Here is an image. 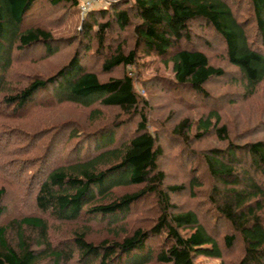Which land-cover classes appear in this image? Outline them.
Masks as SVG:
<instances>
[{"label": "trees", "instance_id": "1", "mask_svg": "<svg viewBox=\"0 0 264 264\" xmlns=\"http://www.w3.org/2000/svg\"><path fill=\"white\" fill-rule=\"evenodd\" d=\"M46 1L80 12L78 0ZM241 1L245 0H120L106 8L90 9L81 18L77 39L68 38L69 44L77 43L64 65L2 96L7 113L0 110V119L26 118L39 107L59 103L89 109L91 115L99 112L94 108L97 105L116 108L128 120H138L130 134L122 128L125 119L113 122L112 127L97 126L87 136L70 127L50 132L76 137L70 149L72 159L55 155L61 142L55 141L52 149L39 145V140L33 142L49 133L26 132L22 140L27 152L34 147L37 155L39 147L44 148L37 161L31 159L27 165L28 170L38 162L29 181L34 185L30 188L36 210L63 222L79 220L86 212L98 221L106 219L107 232L121 233L94 243L79 229L70 240L53 244L45 217L21 215L0 225V264H44L47 260L45 264H70L73 259L75 264H198L199 256L221 261L238 247L233 264H264V140L228 141L227 127L220 123L215 105L206 116L195 120L183 117L174 123L172 135L183 145L194 130L195 139L212 132L228 141L223 147L203 151L198 167L186 173L190 175L187 189L191 195L203 193L214 210L212 228L206 227L195 209L176 210L171 201L172 193L186 186L164 183L166 173L159 167L161 138L149 129L151 107L135 91L138 75L131 73V66L140 58L154 56L165 66L171 64L173 78L157 75L148 82L150 87L159 78L186 105L194 104L193 99L197 103L198 99L208 100L204 85L226 72L212 64L195 42L200 35L196 25H200L223 43L225 58L238 74L230 82L242 87L243 98L253 96L264 82V0H246L250 8L246 16L238 11ZM37 2L40 0H0V91L15 50L42 46L40 57L58 50L52 34L39 23L23 26L27 17L35 16L36 11H31ZM98 59L103 72L117 67L124 72L101 79L89 66ZM55 157L61 161L48 168ZM13 163L12 159L3 160L0 170L11 168L21 176L22 165L15 168ZM115 189L130 190L116 195ZM4 193L0 187V201ZM148 196L157 201L153 224L128 230L126 217ZM3 211L0 206V215Z\"/></svg>", "mask_w": 264, "mask_h": 264}, {"label": "rangeland", "instance_id": "2", "mask_svg": "<svg viewBox=\"0 0 264 264\" xmlns=\"http://www.w3.org/2000/svg\"><path fill=\"white\" fill-rule=\"evenodd\" d=\"M239 5L240 15L246 16L250 13L249 4L246 0L241 1ZM31 12H35V16L33 18L30 17L31 15L27 17L23 22V26L30 24L32 21L39 23L41 27L52 34L54 37L53 43L58 45V50L49 57H40L43 55L44 50L42 46H32L14 51L12 67L8 72L5 87L0 91V110L3 113H7V109L1 102L3 95L20 90L35 77H46L53 74L67 62L77 43L76 40L73 44L68 43V38L72 40L74 39L72 37H76L77 29L80 27L81 18L83 17L76 9L63 4L51 6L46 0H40L34 5ZM196 29L200 32L199 37L195 39V42H198V47L206 51L212 64L223 68L226 72L224 76L215 80L212 79L204 85V89L209 95L208 100L198 99L199 102L197 103L193 99L191 100L194 103L192 105H186L184 101L177 100L180 95L168 91L167 85H165L166 82L162 83L159 80L160 77L173 78L171 64L165 66L154 56L140 58L136 66H131V73L134 72V75L136 73L138 75L134 82L135 91L142 99H146L151 107L147 114L149 129L157 132L161 138L159 142L163 146V155L159 160V167L166 173L164 183L165 185L184 184L186 186L182 191L172 193L171 201L175 203L176 210L195 209L205 226L212 228L214 210L203 193H199L197 197L191 195L189 189H187L190 180V175L186 174L188 173L187 170L195 166L198 167L202 152L210 147H223L229 140L238 143L264 140V82L258 86L253 96L243 98L242 87L233 85L230 82L231 77L234 78V75L238 76V74L236 68L230 65L225 58L223 43L211 30L201 28L200 25H196ZM125 32L121 36H125ZM92 51L90 53H93ZM100 61L98 59L94 66H92L93 64L89 66L92 70L97 71L101 79L105 80L111 76L117 77L124 72L122 67H117L110 72H103L100 69ZM157 75L159 78L154 80L151 83L154 86L150 87L148 82ZM38 96L41 98L43 95L38 94ZM214 105L220 115V123L225 124L227 127L228 141L219 139L212 132L200 139H195L193 136L194 130L191 132V138L188 141L185 140L187 145L178 143V140L172 135L174 123L183 117L195 120L201 115L206 116ZM94 108H97L99 112L91 115L92 112L89 109L77 105L52 103V105L43 109L37 108L26 118L16 120L9 118L7 120L4 117L0 119L2 126L0 127V144L3 145L0 147V163L5 159H12L15 168H19L21 165L23 167L21 176L14 173L11 168L8 172L0 170V187L5 189L3 198L0 201V206L4 210L0 215V225L21 215H41L48 220L50 227L48 236L53 239V244L58 243L61 239L70 240L73 233L79 231V229L86 232L88 240L94 243L102 239H112L121 233L107 232V227L104 224L106 219L98 221V218H90L91 215L86 212L81 214L79 220L74 222L56 221L47 214H40L36 210L33 193L31 192L34 185L31 182L29 183L31 181L30 174L38 168V162H35L36 167L27 170V165L30 164L29 161L31 159L37 161L38 153L48 146L52 149L55 141L61 142L54 150L55 155L61 158L67 155L69 159H72L70 149L76 137L70 139V137L64 136L63 132L56 136L55 134L60 129L66 128L68 131L73 128L76 132H79L80 136H87L97 126L112 127L113 122L122 119L126 120L122 126V128H125L124 133L130 134L135 129L137 117L128 120V117L116 108L99 105ZM56 130H58L56 133L50 135V132ZM119 130L122 131V129ZM26 132L49 133V136L43 138L40 136L39 139H33V142L39 140V145L44 146V148L39 147L37 155L36 151L33 150L34 147L29 148L28 152L26 150L24 144L26 141L22 140ZM59 137H62L61 140H58ZM34 155L36 156L33 157ZM60 159L55 157L47 167L56 164V161L60 162ZM127 190L130 189H115L114 194L120 195ZM156 202V199L148 196L145 200L133 206L131 213L126 217L127 229L132 231L137 227H143L144 229L150 227L155 216H157ZM86 219H89V222H86ZM226 230L227 227L224 231ZM151 241L153 242V240ZM235 249L238 250L239 247ZM236 250L232 253H226L221 261L199 256L196 262L198 264H233L239 253ZM72 261L70 264H75V259ZM45 263H49V260Z\"/></svg>", "mask_w": 264, "mask_h": 264}, {"label": "built area", "instance_id": "3", "mask_svg": "<svg viewBox=\"0 0 264 264\" xmlns=\"http://www.w3.org/2000/svg\"><path fill=\"white\" fill-rule=\"evenodd\" d=\"M78 8L81 15H84L90 9L106 8L110 4L120 0H78Z\"/></svg>", "mask_w": 264, "mask_h": 264}]
</instances>
